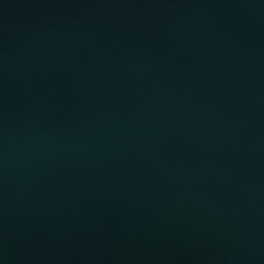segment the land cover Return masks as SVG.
Returning <instances> with one entry per match:
<instances>
[{
    "label": "water",
    "instance_id": "water-1",
    "mask_svg": "<svg viewBox=\"0 0 264 264\" xmlns=\"http://www.w3.org/2000/svg\"><path fill=\"white\" fill-rule=\"evenodd\" d=\"M0 264H264V0H0Z\"/></svg>",
    "mask_w": 264,
    "mask_h": 264
}]
</instances>
